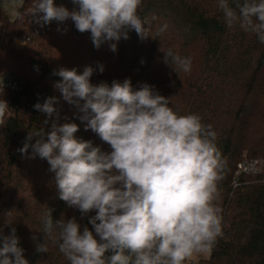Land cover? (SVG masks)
I'll return each instance as SVG.
<instances>
[{"label":"trees","instance_id":"1","mask_svg":"<svg viewBox=\"0 0 264 264\" xmlns=\"http://www.w3.org/2000/svg\"><path fill=\"white\" fill-rule=\"evenodd\" d=\"M55 3L69 10L76 7L72 0ZM30 6L31 0H25L15 19L0 12V74L11 72L25 80L20 90L0 89V100L9 105L0 124V235L16 229L28 264H68L58 250L56 233L44 232V214L50 209L54 223L75 216L92 230L87 217L81 221L79 211L59 198L47 160L31 158V147L26 154L18 151L29 135L41 128L50 131L53 121L76 123L78 139L111 151L98 134L85 130L82 113L54 88L61 79L54 70L75 68L79 74L91 66L94 85L129 79L138 90L147 83L171 97L181 114H198L205 125H212L225 161L217 201L223 210V236L196 264H264V167L258 174L241 176L233 186L238 162L264 160V43L238 26L227 27L217 0H143L140 15L148 37L141 39L129 28L128 39L114 41L115 52L109 47L112 42L97 49L91 34L79 32L71 19L43 27L30 23ZM16 37L25 41L22 47L14 45ZM168 50L190 58L191 70L175 72L174 65L164 62ZM48 97L58 98L54 106L59 118L34 109ZM37 139L33 136L30 144ZM45 243L48 252L37 251Z\"/></svg>","mask_w":264,"mask_h":264},{"label":"clouds","instance_id":"2","mask_svg":"<svg viewBox=\"0 0 264 264\" xmlns=\"http://www.w3.org/2000/svg\"><path fill=\"white\" fill-rule=\"evenodd\" d=\"M24 2L12 0L17 8ZM72 3L76 7L69 10L55 0H31L29 21L43 27L71 19L79 32L91 34L97 49L112 42L113 52L114 41L128 39L129 28L141 39L148 37L140 15L143 0ZM217 8L227 27L238 26L264 43V0H217ZM164 53V62L174 65L175 72L191 70L190 58L172 50ZM99 71H104L102 64ZM93 72L91 66L79 74L75 68L54 70L61 78L54 88L82 113L85 130L98 134L111 151L78 139L76 123L56 121L47 133L41 128L29 135L18 149L26 154L31 147V158L47 160L59 198L92 226L90 230L75 216L54 223L48 209L44 232L56 233L58 250L68 264H186L195 254L209 253L223 236V210L217 201L225 167L212 125H205L198 114H181L171 97L152 85L134 90L129 79L94 85ZM58 102L48 97L34 109L59 118ZM8 107L0 100V124ZM33 136L39 139L30 144ZM0 241V264H28L15 228L0 235ZM37 251L47 253L46 243Z\"/></svg>","mask_w":264,"mask_h":264},{"label":"built area","instance_id":"3","mask_svg":"<svg viewBox=\"0 0 264 264\" xmlns=\"http://www.w3.org/2000/svg\"><path fill=\"white\" fill-rule=\"evenodd\" d=\"M0 84H2L3 89L16 91L20 90L24 84L25 80L18 75L8 72L5 74H0ZM2 89V88H0ZM264 167V160L260 158L243 159L237 164L235 174L233 177V186L239 184V180L243 175L258 174Z\"/></svg>","mask_w":264,"mask_h":264},{"label":"rangeland","instance_id":"4","mask_svg":"<svg viewBox=\"0 0 264 264\" xmlns=\"http://www.w3.org/2000/svg\"><path fill=\"white\" fill-rule=\"evenodd\" d=\"M0 12H3L10 19H15L19 13V8L15 7L12 0H0ZM25 41L23 38L16 37L14 39V45L17 47H22ZM210 252L207 254H195L189 260L186 261L187 264H196L203 258H207Z\"/></svg>","mask_w":264,"mask_h":264}]
</instances>
